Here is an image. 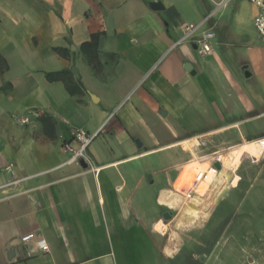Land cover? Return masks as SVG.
<instances>
[{
    "label": "crops",
    "instance_id": "0c3cea01",
    "mask_svg": "<svg viewBox=\"0 0 264 264\" xmlns=\"http://www.w3.org/2000/svg\"><path fill=\"white\" fill-rule=\"evenodd\" d=\"M222 1L0 0V264H181L173 256L174 236L166 238V207L179 206L176 221L198 210L206 216L224 187L229 158L257 161L243 144L258 137L241 133L205 162L195 155L212 133L249 117L167 142L150 129L168 103L176 111L197 104L205 112L210 105L220 119L225 111L238 115L212 77L264 75V43L253 23L257 8L249 0ZM190 23L201 25L182 40ZM202 32L211 34L205 56L195 44ZM158 61L165 63L161 73L142 83L134 104L108 118ZM57 71L56 80L46 79ZM243 98L237 93L238 102ZM239 104L252 107L249 100ZM75 129L98 132L87 148L91 165L69 161L62 150L64 143L75 145ZM176 146L179 152L161 172L149 164L151 154ZM212 157L219 171L209 167ZM194 171L206 176L190 201ZM163 190L179 197L162 202ZM27 233L42 237L48 250L22 242Z\"/></svg>",
    "mask_w": 264,
    "mask_h": 264
},
{
    "label": "rangeland",
    "instance_id": "374dc122",
    "mask_svg": "<svg viewBox=\"0 0 264 264\" xmlns=\"http://www.w3.org/2000/svg\"><path fill=\"white\" fill-rule=\"evenodd\" d=\"M7 31L9 30L7 29ZM9 58L12 60L13 55H9ZM167 59L169 60V56ZM159 63L160 61L156 62L152 69L144 74L139 86L136 85L130 90H126L125 86L126 94L120 104L111 112L112 116L118 113L122 107L125 109L130 104H134L141 87H143L142 83L144 82V86H148L161 73L165 63L161 65ZM212 82L222 86L223 101L229 100L231 105L237 107L238 115H232L229 111H225L223 118L220 119L211 111L210 105H208L210 111L207 109L208 111L205 112L203 111L204 107L197 104L176 111L168 103L166 109H163V113L160 112L159 118L150 121V129L161 141L167 142L231 122L235 118L249 117L239 127H227L212 133L214 136L207 140L205 145L195 147V155L204 156L202 161L205 162L213 156L214 152L223 150L230 146L228 143L237 141L238 135L241 133L246 138L258 137L254 139V142L252 139H248L253 143L258 142L257 144L250 142L243 144L245 150L253 151L252 155L257 158V161L247 157L241 163V161L229 158L228 169L222 177L224 178V187L216 199L217 201L214 200L212 206L207 201L211 206L207 208V222H205L206 216L201 210H198L195 217H184L183 214L176 221L175 218L181 210L179 206L166 207L164 218L166 238L170 235V237L174 236L176 247L173 256L180 257L181 264H264V75L249 80L241 79V77L239 80H235V78L232 80L229 75L223 73L218 78L212 77ZM85 83L87 86L93 87L94 81L90 82L86 79ZM108 83L103 82L105 85ZM103 84L99 83L97 88L104 87ZM118 89L124 90V82L118 85ZM237 93L243 95V100L237 101ZM226 97L228 98L225 99ZM167 98L165 97L164 100L167 101ZM245 100H249L252 104L249 110L245 107L240 108V104L238 106V103ZM259 142L262 144L259 145ZM176 147L154 152L147 157L149 164L161 172L162 168L169 163L171 155L174 152H179V148ZM189 147L191 146L182 145L183 149ZM236 148L238 152L241 151V146ZM212 161L214 163V160ZM235 171L236 173L232 174ZM148 176L146 175V179ZM216 178L220 177H214V179ZM178 197L171 190H163L159 200L171 204L172 200ZM183 212H186L185 209ZM189 224L192 225L188 226Z\"/></svg>",
    "mask_w": 264,
    "mask_h": 264
},
{
    "label": "built area",
    "instance_id": "2783aa9c",
    "mask_svg": "<svg viewBox=\"0 0 264 264\" xmlns=\"http://www.w3.org/2000/svg\"><path fill=\"white\" fill-rule=\"evenodd\" d=\"M228 0H223L221 2V5L226 3ZM250 3H252L256 8V14L253 19L254 27L261 39V41L264 43V0H249ZM211 15L206 17L202 23H205ZM201 24H186L183 27V36L182 40L193 38L195 36L196 31L198 30L199 26ZM211 37V34L209 32H202L197 38L195 39L196 44V51L199 55L205 56L211 52V46L209 44V39ZM37 115V114H35ZM112 116V113L108 115V118ZM16 120L20 123H27L29 122L28 116H18L16 117ZM97 131L93 133H89L82 129H75L72 131V140L75 142V145L72 146L70 143H64L62 145V150L70 153V159L69 161H76L81 160L86 165H91L90 159L87 155V148L89 144L92 142V140L96 137ZM212 160H214V163L217 162L214 157H212ZM213 161L209 163V167H212L216 171L219 169L214 167ZM13 164H8L5 168L11 169ZM206 176V172L201 171H194L189 178V184L187 185L189 187V192L187 195L190 197V201L192 200V196L195 192V188L198 186V184L204 180ZM20 240L24 243H27L29 241H33L35 246L41 250V251H47L48 245L46 241L40 237L35 235L34 233H27L25 235H22L20 237Z\"/></svg>",
    "mask_w": 264,
    "mask_h": 264
},
{
    "label": "trees",
    "instance_id": "16d2710c",
    "mask_svg": "<svg viewBox=\"0 0 264 264\" xmlns=\"http://www.w3.org/2000/svg\"><path fill=\"white\" fill-rule=\"evenodd\" d=\"M0 61L3 62V64H5L4 59H2V57H0ZM60 74V72H47L45 73V77L47 80L53 81L56 80V77Z\"/></svg>",
    "mask_w": 264,
    "mask_h": 264
},
{
    "label": "water",
    "instance_id": "95a60500",
    "mask_svg": "<svg viewBox=\"0 0 264 264\" xmlns=\"http://www.w3.org/2000/svg\"><path fill=\"white\" fill-rule=\"evenodd\" d=\"M214 167L217 168V169H220V165H219V163H218V162H215V163H214ZM225 193H226V192H225ZM225 193H224V194H225ZM224 194H223V195H224ZM223 195H222V196H223Z\"/></svg>",
    "mask_w": 264,
    "mask_h": 264
},
{
    "label": "bare ground",
    "instance_id": "6f19581e",
    "mask_svg": "<svg viewBox=\"0 0 264 264\" xmlns=\"http://www.w3.org/2000/svg\"><path fill=\"white\" fill-rule=\"evenodd\" d=\"M219 163V162H218ZM219 165H220V163H219Z\"/></svg>",
    "mask_w": 264,
    "mask_h": 264
}]
</instances>
